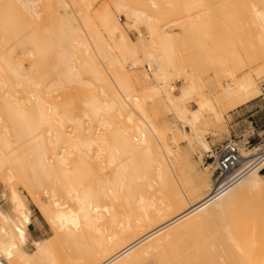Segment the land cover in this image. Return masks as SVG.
I'll return each instance as SVG.
<instances>
[{
	"label": "bare ground",
	"instance_id": "6f19581e",
	"mask_svg": "<svg viewBox=\"0 0 264 264\" xmlns=\"http://www.w3.org/2000/svg\"><path fill=\"white\" fill-rule=\"evenodd\" d=\"M40 1L42 0H0V105L5 106L0 108V123H6L4 127H0V174L4 175L7 182L20 183L23 178L20 168L24 162L31 161V168L38 173V188H34L29 182L21 185L27 189L26 193H29L34 206L55 235L53 238L34 239L33 253L22 249L27 240L26 230L31 210L12 185V213L0 209V257L7 264H138L144 255L160 248L182 228L196 224L213 212L227 209L241 192H251L257 196L264 212V181L260 172L264 166V150L256 153L257 146L241 152V160L233 180L219 194H213L210 192L212 188H207V194L194 203L187 202L185 194L178 190L175 199L171 201H164L149 192H138L136 195V190L133 193L127 192L122 197V177L127 168V164L122 162V155L123 159L136 155L151 158L158 164L157 177L162 179L160 170L169 172L162 155L172 152L171 146L166 145L163 131H159L148 120L146 113L143 118V112L141 116L136 111L140 116L133 119L132 111L138 109L142 98L136 93L134 82L124 66L128 60L131 61L129 66L136 62L135 51L129 46L125 33L114 24L108 29V33L119 42L116 46L121 44L123 52L119 60L104 43L88 12L79 16L82 24H77L67 6H63L59 0H45L47 7L44 8V0ZM39 2L43 5L41 9H46L51 14L46 12L49 19L47 15L42 16L45 12L40 13L42 10L39 9ZM68 2L66 4H71L70 0ZM124 6V3H119L117 10L125 14ZM251 8L252 36L247 40L251 41L248 43L254 52L250 54L253 56L252 60L256 61L264 51V0L254 1ZM100 12L107 17L112 16L106 3L102 4ZM140 12L137 15L149 21L150 15ZM124 16L132 21L136 13ZM88 42L96 56L104 58L109 65H117L113 71L108 70V74L118 91L123 90V95L120 94L122 98L117 95L113 98V92L110 93L113 89H108L111 90L109 96L112 98H109L108 103L100 101L96 95L81 97L86 107V111L81 113L88 120L104 125L106 122L101 118L100 112L105 107L108 110L113 109L129 123L122 125L117 117L119 127L121 123L119 128L114 124L116 121H107V125L109 123L115 126L113 134L118 129L117 136L114 135L117 141L112 140L114 145L111 151L108 147L112 145L111 141L105 139L103 133L98 136L94 131L97 123L93 129L91 125L88 126L89 123L83 125V119L87 123L83 115V118H75L74 114L64 115L60 105L57 106L59 103L53 101L56 92L53 91V94L52 90L66 84H72L76 91L81 90L79 84L93 85L106 95L108 79L102 66L91 56L81 53V46L88 51ZM170 65L171 61L168 66L171 67ZM157 69L161 70V67L158 65ZM159 78L162 86L157 85L150 91L147 90L151 94L153 91L154 95L161 94L165 104L172 107L178 119L189 118L188 110L182 106L181 101L196 91L197 86L189 79L186 91L173 94V85L166 81L165 74L160 73ZM221 89L222 95L229 100L224 111L252 100L259 92L250 73L245 74L235 85L232 81L223 84ZM44 93L49 94L48 99L50 94L54 95L51 102L47 98L44 100ZM198 96V107L190 112L188 124L193 137L204 150L210 151L208 142L198 134L195 123L199 120L202 108H208L218 121L223 118V114L216 112L208 97L201 92ZM44 102L47 107L43 105ZM31 103L37 106L34 115L25 107ZM180 133L186 135L183 131ZM175 137V133L172 134V138ZM156 142L163 143V147ZM29 144L31 146L27 149ZM95 145L97 147L93 148ZM107 148L109 152L106 151ZM254 156L256 159L253 161ZM95 157H99V160L97 158L96 161ZM104 160L113 166L109 165V175L106 172L108 164ZM101 163L104 166H100L103 165ZM137 177L145 180L147 187H151L150 177L146 174ZM42 194L47 197L45 200L41 198ZM122 199L126 204L121 203ZM88 233L92 237L90 241L86 237ZM56 241L63 244V252L73 249L71 252H75L74 256H67L65 262L57 260V255L56 259L52 251ZM2 263L0 260V264Z\"/></svg>",
	"mask_w": 264,
	"mask_h": 264
},
{
	"label": "rangeland",
	"instance_id": "374dc122",
	"mask_svg": "<svg viewBox=\"0 0 264 264\" xmlns=\"http://www.w3.org/2000/svg\"><path fill=\"white\" fill-rule=\"evenodd\" d=\"M59 1L63 6H67L77 24L79 22L82 24L80 15L83 12H88L104 43L119 60H121L120 55L123 49L121 44L119 47L116 46V43L119 45V42L110 37L108 29L116 24L125 33L129 46L135 51L136 62L129 66L131 61L128 60L124 69L129 72L134 82V88L136 87V93L140 94L139 97L142 98L138 109L135 108L132 111L134 113L133 119L139 118L140 113L142 116V112L143 118H145L146 113L148 120L153 122L159 131H163L166 145L171 146V153L163 152L167 158L162 153L169 171L166 173V171L160 170L163 174L162 179L157 177L158 164L151 158L148 159V157L145 158L140 155L135 157L133 155L134 157L130 156L123 159V155L121 156L122 162L127 164L126 172L122 177L124 185L120 190L122 197L127 192L133 193L136 190V195L138 192H149L164 201H171L175 199V193L178 190L185 194L187 202L194 203L198 198L207 194L209 191L207 188H212L215 182L217 175L215 167L210 161L206 162V158L215 152L216 147L233 139L239 142L240 153L255 146L258 147L256 153L264 150V51L261 56H258L260 59L252 60L253 56L251 54L254 51L250 44L251 41L247 40L252 36L251 6L256 0H84V2L83 0H77L76 2L70 0L71 4H66L68 0ZM45 2L44 0L46 6L42 4L40 6L37 4V6L43 11H40V13L45 12V15L42 14V16L47 15L46 17L49 19V15H51L49 11L41 9L42 6L43 8L47 7ZM103 3L109 5L111 18L100 12ZM119 3L125 4L126 15L132 16L133 13H136V17L132 21L128 18V22V19L124 16L125 14L117 10ZM140 11L150 15L149 21L137 15L141 13ZM153 17H156V19H153ZM36 18L39 17L36 16ZM41 20H43V17ZM51 21L49 20V22ZM88 43L86 44L88 51H85L84 46H81V53L91 56L96 63L102 66L108 79L106 90L104 89L106 95L105 93L102 94L99 87L93 85L79 84V87H81L79 91L73 89L72 84H66L52 90V93L53 91L56 92V99L60 95L58 97L60 101L55 98L53 101L59 103L57 106L60 105L59 108H61L64 115L74 114L75 118L82 117L83 111H86L81 98L83 95H89V97L90 95H96L100 101H107V103L111 98L109 96L111 90L108 89H113L110 92H113L112 95L110 94L113 98L116 95L118 98H122L120 94L123 95V90L118 91L114 86V81L108 74L109 71L111 72L117 68V65H109L104 58L96 56L92 47L90 48L91 44ZM168 61L172 62L171 67L168 66ZM158 65L161 70L157 69ZM160 73H164L166 81L173 85V90H171L173 94L186 91L190 80L197 86L196 91L181 101L182 106L188 110L189 118L178 119L172 107L165 104L162 96H160L161 94L154 95L153 91V94L149 92L154 86H162L163 83L159 78ZM247 73L252 74L259 90L258 95L250 101L247 107L248 114L255 112L253 116L263 114L261 122L258 123L261 129L258 131L252 129V124L248 122V119H246L247 122L241 125H235L236 120L231 113L238 106L224 111L225 106L229 104V100L222 95L221 86L229 81H232L235 85ZM42 87H44L42 90L44 91L45 86ZM104 90L102 91L104 92ZM200 92L211 100L218 114H221V112L223 114V118L218 121L214 113L208 108H202L200 109L199 120L195 123L198 134L208 142L210 151L204 150L199 141L193 137L188 124L190 112L198 107V93ZM43 95L44 100L45 98L48 99L49 94L44 93ZM50 96L54 97L52 94ZM51 97L48 99L50 102ZM43 105L48 106L46 102ZM3 107L5 106L0 105V108ZM25 107L29 109V113L36 114L34 111L37 109L36 104H27ZM136 111L140 113H136ZM117 115V112L113 109L108 110L104 107L100 112L101 118L106 122L104 125L88 120L84 115L83 117L87 119V123L83 119V125L89 123L88 126L91 125L93 129L97 123V129L94 128L96 134L103 133L105 139L108 138L111 143L114 139L113 141L116 142L117 139L114 135L117 136L118 129H115L116 133L113 134L115 126L109 123L107 125V121L115 122L119 117ZM119 121L123 123L122 125L129 124L122 117H119ZM4 122L2 123L3 126L0 123V127H4L6 124ZM116 122L114 124L117 126L119 122ZM181 131L185 132L186 135L183 136L180 133ZM174 133L176 137L172 138ZM158 143L156 142V144ZM159 144L162 147L164 145L163 143ZM113 145L112 143L111 147L108 146L110 151ZM30 146L31 144L26 148L28 149ZM96 147L95 145L93 148ZM106 151L109 152L108 148ZM107 152L106 156H108ZM20 157L22 158L21 155ZM99 157H97L98 160ZM255 159L254 156L252 160ZM106 160L104 161L107 163ZM30 163L31 161H26L20 168V174L23 177L20 183L19 181L7 182L4 180V175L0 174V209L12 213L13 204L10 198V188L14 185L31 210V222L27 227L28 230H26V234L28 233L27 240L22 249L28 253H33L35 251L34 239L53 238L52 236L55 233L34 206L29 193H26L27 189L23 188V182H29L34 188H38V173L31 168ZM106 163V167L108 164L106 172L109 175L111 169L109 165L111 164ZM100 166H104V164ZM260 172L263 174L264 181V166ZM141 174L150 177L151 187L146 186L145 180L138 179L137 176ZM44 195H41L43 200L47 198ZM262 198L264 200V185L262 187ZM121 203L126 204L123 199ZM33 226L39 228L40 231L38 233L33 232ZM30 232L35 233V236L32 237ZM86 237L88 241L92 239L90 233ZM62 245L61 242L56 241L52 246V251L55 253V257L57 255V260L60 261L61 259V262L63 260L65 262L67 256H74V251L71 252L73 249H70L63 252ZM0 260H4V258L0 257ZM138 264H264V212L260 199L251 192H241L233 199L227 209L213 212L196 224L182 228L160 248L144 255Z\"/></svg>",
	"mask_w": 264,
	"mask_h": 264
},
{
	"label": "built area",
	"instance_id": "2783aa9c",
	"mask_svg": "<svg viewBox=\"0 0 264 264\" xmlns=\"http://www.w3.org/2000/svg\"><path fill=\"white\" fill-rule=\"evenodd\" d=\"M240 160L241 153L239 142L230 139L216 147L215 152L206 158V162L210 161L214 165L217 173L210 192L219 194L222 189L233 180V175L236 172L235 170ZM2 262L7 264L4 260H2Z\"/></svg>",
	"mask_w": 264,
	"mask_h": 264
},
{
	"label": "crops",
	"instance_id": "0c3cea01",
	"mask_svg": "<svg viewBox=\"0 0 264 264\" xmlns=\"http://www.w3.org/2000/svg\"><path fill=\"white\" fill-rule=\"evenodd\" d=\"M250 101L245 102V103L241 104L240 106H238L236 108V110H234L231 113V115L236 120L235 125H241L242 123L247 122L246 119H248V122H250L252 124V129H254V131L255 130L258 131V130L261 129V127L258 126V123L261 122V118H262L263 114H259L257 116H253V115H255L256 112L255 113L248 114V111L249 110H248L247 107L249 106ZM243 117H246V118H243ZM32 220H33V218H32ZM30 222H31V216H30ZM30 222H29V224H30ZM32 229H33V232H36V233H38L40 231L39 228H36L34 226H33ZM33 232H30V234H31L32 237L35 236V233H33Z\"/></svg>",
	"mask_w": 264,
	"mask_h": 264
}]
</instances>
